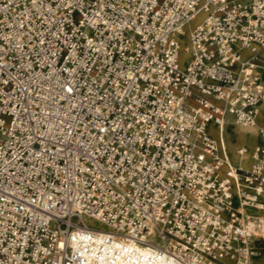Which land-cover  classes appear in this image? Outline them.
Instances as JSON below:
<instances>
[{
    "label": "built area",
    "instance_id": "built-area-1",
    "mask_svg": "<svg viewBox=\"0 0 264 264\" xmlns=\"http://www.w3.org/2000/svg\"><path fill=\"white\" fill-rule=\"evenodd\" d=\"M263 49L264 0H0V264H249Z\"/></svg>",
    "mask_w": 264,
    "mask_h": 264
},
{
    "label": "bare ground",
    "instance_id": "bare-ground-1",
    "mask_svg": "<svg viewBox=\"0 0 264 264\" xmlns=\"http://www.w3.org/2000/svg\"><path fill=\"white\" fill-rule=\"evenodd\" d=\"M200 18H201V12L198 13V15H196L195 19H193L192 21L185 24L183 31H182L184 38L179 39V43L181 44V46H187L188 47V39H189L190 29L194 24L199 22ZM261 54L264 55V50L261 51ZM186 56H188L187 60H189L191 58V52L185 48H181V50L179 51V58H178V64L180 67H183L185 65V63L187 61L185 59ZM258 68L264 70V66H259ZM260 75L262 78H264V76L261 73H260ZM230 117L231 116L227 115L225 117V121H227ZM257 117L259 118V120L261 122L264 123V102L259 105L258 114H257L256 118ZM231 120H232V118H231ZM232 121H230L229 124H227V125L225 123V125L223 126L222 135H221L222 142L226 146L229 147L230 152L232 153L233 160L237 161V159H238L237 162H234L227 155L230 163L233 166H238L241 168H248L252 162V158L250 156L241 157L237 152V149H238L237 147H239V146L244 147V145L253 144L256 140V127L258 128V127H263V126H258L260 124L256 123V119H255V125L256 126L255 125L245 126V125L236 123L234 120H232ZM230 124L232 125L231 128L229 127ZM210 130L214 135H217L216 131H213L214 127H211ZM226 146H225V150L227 151ZM235 149H236L237 159L235 158V155L233 153V151ZM246 158L250 159V164L248 167H244L245 164L241 163ZM249 208L256 209V208L251 207V206L245 207L244 212L248 217H256V218L264 220V210L263 209H256V210H259L260 213H252V212L248 211ZM262 235H264V232H256L255 236L253 237L252 251H251V255H250L249 260H248L249 264H264V240L259 242L257 248L255 249V254L252 256L253 251H254L255 239L259 236H262ZM141 251L143 252L144 256H150L148 249L142 250V248H141ZM251 256H252V258H251Z\"/></svg>",
    "mask_w": 264,
    "mask_h": 264
},
{
    "label": "crops",
    "instance_id": "crops-1",
    "mask_svg": "<svg viewBox=\"0 0 264 264\" xmlns=\"http://www.w3.org/2000/svg\"><path fill=\"white\" fill-rule=\"evenodd\" d=\"M264 50V49H263ZM244 52H246V51H244ZM264 56V55H263ZM257 70L264 76V74H263V72L259 69V68H257ZM230 116V115H229ZM227 121H232L231 120V117L227 120ZM226 121V122H227ZM233 122V121H232ZM258 126H263V125H258ZM211 127H214V130L213 131H216V128H215V126L213 125V124H210V129H211ZM264 127V126H263ZM211 131V130H210ZM217 133V132H216ZM258 139H259V137H258V134H257V127H256V140H255V142L253 143V144H251V145H244V146H247V147H253L257 142H258ZM239 147H241V146H239ZM239 147H237V148H239ZM236 148V149H237ZM236 149L233 151V153H234V155H235V158L237 159V155H236ZM226 153H227V155L233 160V158H232V153L231 152H229V151H226ZM234 162H237L238 161V159H237V161L236 160H233ZM242 164L244 163L245 164V166L244 167H248L249 166V164H250V159H248V158H246L244 161H242L241 162ZM250 209V210H249ZM248 209V211H250L251 212V210H252V213H260L259 211L258 212H254L256 209H253V208H249Z\"/></svg>",
    "mask_w": 264,
    "mask_h": 264
},
{
    "label": "rangeland",
    "instance_id": "rangeland-1",
    "mask_svg": "<svg viewBox=\"0 0 264 264\" xmlns=\"http://www.w3.org/2000/svg\"><path fill=\"white\" fill-rule=\"evenodd\" d=\"M199 20V19H198ZM181 38H184V36H183V34H182V37ZM187 57L188 56H186L185 57V59L187 60ZM262 72H263V74H264V70H262V69H260ZM229 122L230 121H227L226 122V125L227 124H229ZM256 123H258V124H260V125H263L264 126V123L263 122H261L260 120H259V118L257 117L256 118ZM231 124L229 125V127L231 128ZM256 126V125H255ZM212 133V132H211ZM213 134V133H212ZM214 135V134H213ZM223 145H224V147L226 146L224 143H223ZM226 149H227V151H229L230 152V149H229V147L228 146H226ZM259 210H255L254 212H258ZM251 212H252V210H251ZM88 222H92L91 220H89ZM96 225H99L98 223H96ZM264 240V235H262V236H259V237H257L256 239H255V243H254V251H253V254H252V256L255 254V249L257 248V246H258V244H259V242L260 241H263ZM252 256H251V258H252Z\"/></svg>",
    "mask_w": 264,
    "mask_h": 264
}]
</instances>
